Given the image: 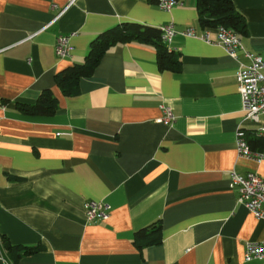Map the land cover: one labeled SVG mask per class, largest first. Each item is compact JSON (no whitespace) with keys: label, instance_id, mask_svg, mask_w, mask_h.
<instances>
[{"label":"crops","instance_id":"obj_1","mask_svg":"<svg viewBox=\"0 0 264 264\" xmlns=\"http://www.w3.org/2000/svg\"><path fill=\"white\" fill-rule=\"evenodd\" d=\"M232 2L246 22L243 47L264 60V0ZM127 21L171 23L177 33L165 45L180 69L159 70L155 46L131 40L104 53L78 94L63 95L58 72ZM205 31L216 38L196 0L169 10L152 0H0V235L35 248L14 264H258L243 253L264 241V219L230 187L232 170L264 176V145L259 161L236 147L238 125L247 141L256 137L235 77L249 60L201 39ZM61 35L64 57L55 53ZM44 89L57 99L54 114L17 109ZM163 107L170 123L160 121ZM87 201L107 203L108 217L88 220ZM158 219L161 243L140 251L135 231Z\"/></svg>","mask_w":264,"mask_h":264},{"label":"built area","instance_id":"obj_2","mask_svg":"<svg viewBox=\"0 0 264 264\" xmlns=\"http://www.w3.org/2000/svg\"><path fill=\"white\" fill-rule=\"evenodd\" d=\"M160 8L169 10L179 0H157ZM162 40L168 45L172 36L177 33L171 23L160 27ZM216 38L211 39L209 31H205L199 37L209 43L220 44L226 53L234 59H238L239 54L247 58V63L238 61V68L235 73L238 93L241 101V111L244 120L256 124L254 133L257 137H264V60L255 53L247 51L238 37L237 33L223 25L215 27ZM186 36H196L192 28H187L182 32ZM70 45L68 36L61 35L55 44V53L58 57L69 54ZM164 115L160 121L170 123L174 115L167 107H163ZM236 147L240 156L261 160L263 154L252 150L241 125L236 128ZM230 187L237 192V202L245 205L249 211L258 219H264V176L254 172L240 174L235 170L230 172ZM85 214L88 220L106 219L110 206L104 202L87 201L84 204ZM243 259L246 262L257 261L264 264V241H248L245 244ZM0 262L1 264H14L7 255L3 237L0 235Z\"/></svg>","mask_w":264,"mask_h":264},{"label":"trees","instance_id":"obj_3","mask_svg":"<svg viewBox=\"0 0 264 264\" xmlns=\"http://www.w3.org/2000/svg\"><path fill=\"white\" fill-rule=\"evenodd\" d=\"M152 1L156 2L157 0ZM196 2L198 20L202 27L223 25L237 34L246 32L245 19L235 9L232 0H196ZM131 40L149 41L155 46L159 70L178 71L180 69L179 54L165 45L160 27L132 21L122 22L101 32L91 42L83 62L74 63L58 72L56 77L62 94H78V80L93 74L104 53L116 44ZM17 109L24 114L52 115L57 110V99L50 94L48 89H44L34 103H18ZM247 143L252 150H255L264 145V137H252ZM161 241L162 224L159 219L136 230L134 234V243L140 251L147 246L158 245ZM4 246L7 255L13 259V262L23 254H29L35 250L32 247L10 245L6 240H4ZM21 249L23 250L22 253L19 252Z\"/></svg>","mask_w":264,"mask_h":264}]
</instances>
